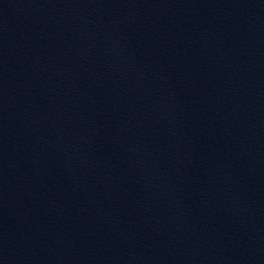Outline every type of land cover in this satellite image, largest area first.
<instances>
[{"label":"water","instance_id":"water-1","mask_svg":"<svg viewBox=\"0 0 264 264\" xmlns=\"http://www.w3.org/2000/svg\"><path fill=\"white\" fill-rule=\"evenodd\" d=\"M0 264H264V0H0Z\"/></svg>","mask_w":264,"mask_h":264}]
</instances>
